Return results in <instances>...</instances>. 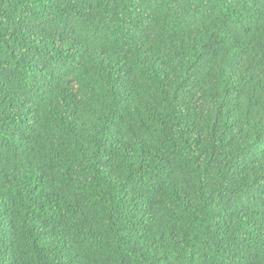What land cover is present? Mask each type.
Returning <instances> with one entry per match:
<instances>
[{"label":"trees","instance_id":"1","mask_svg":"<svg viewBox=\"0 0 264 264\" xmlns=\"http://www.w3.org/2000/svg\"><path fill=\"white\" fill-rule=\"evenodd\" d=\"M0 264H264V0H0Z\"/></svg>","mask_w":264,"mask_h":264}]
</instances>
